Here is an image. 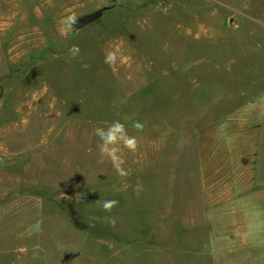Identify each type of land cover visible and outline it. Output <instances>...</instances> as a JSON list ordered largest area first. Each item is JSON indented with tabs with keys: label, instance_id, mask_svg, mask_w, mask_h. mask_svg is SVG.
<instances>
[{
	"label": "rangeland",
	"instance_id": "1",
	"mask_svg": "<svg viewBox=\"0 0 264 264\" xmlns=\"http://www.w3.org/2000/svg\"><path fill=\"white\" fill-rule=\"evenodd\" d=\"M263 119L264 0H0V264H264Z\"/></svg>",
	"mask_w": 264,
	"mask_h": 264
},
{
	"label": "clouds",
	"instance_id": "2",
	"mask_svg": "<svg viewBox=\"0 0 264 264\" xmlns=\"http://www.w3.org/2000/svg\"><path fill=\"white\" fill-rule=\"evenodd\" d=\"M76 22L75 16H69L65 20L61 21L62 28L61 34L66 35L71 27ZM69 51L73 57L78 56L80 49L78 45H72ZM119 49L107 50L104 55V63L110 67L117 64L118 59H122L119 55ZM83 67L88 68L90 65L84 64ZM134 128L137 130L142 129L143 125L139 122L134 123ZM94 134L99 138V152L101 156V162L107 159L111 162L115 168L117 174L121 177H126L128 172L124 168L125 160L123 158V152L127 149L129 152L135 153L138 148V140L135 136L128 134L125 123L119 120L111 122L107 127H96ZM119 204L118 200L111 199L103 202L102 207L105 212H111ZM106 222L115 225L114 217H106Z\"/></svg>",
	"mask_w": 264,
	"mask_h": 264
},
{
	"label": "crops",
	"instance_id": "3",
	"mask_svg": "<svg viewBox=\"0 0 264 264\" xmlns=\"http://www.w3.org/2000/svg\"><path fill=\"white\" fill-rule=\"evenodd\" d=\"M264 123V119H263ZM242 146H241V156L244 158V156L247 154L248 157H250L247 160L246 168H250L255 163L257 174L261 169H264V136L253 138H242ZM247 144V148H245V145ZM233 145V144H232ZM243 161V159H242ZM248 168V169H249ZM252 202L254 203V218H251L250 220H264V183L256 186L254 190L252 191L251 196Z\"/></svg>",
	"mask_w": 264,
	"mask_h": 264
},
{
	"label": "water",
	"instance_id": "4",
	"mask_svg": "<svg viewBox=\"0 0 264 264\" xmlns=\"http://www.w3.org/2000/svg\"><path fill=\"white\" fill-rule=\"evenodd\" d=\"M100 16V12H95L92 15L84 16L81 18L76 19V22L72 26L75 30H81L88 25L92 24L95 22Z\"/></svg>",
	"mask_w": 264,
	"mask_h": 264
}]
</instances>
